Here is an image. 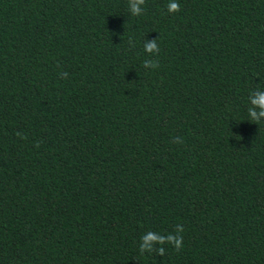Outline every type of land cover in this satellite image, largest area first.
<instances>
[{
	"label": "trees",
	"instance_id": "trees-1",
	"mask_svg": "<svg viewBox=\"0 0 264 264\" xmlns=\"http://www.w3.org/2000/svg\"><path fill=\"white\" fill-rule=\"evenodd\" d=\"M169 2L0 0V264H264V0Z\"/></svg>",
	"mask_w": 264,
	"mask_h": 264
},
{
	"label": "clouds",
	"instance_id": "clouds-1",
	"mask_svg": "<svg viewBox=\"0 0 264 264\" xmlns=\"http://www.w3.org/2000/svg\"><path fill=\"white\" fill-rule=\"evenodd\" d=\"M143 3H144V0H135V4L132 7L133 15H139V13H140L139 5H141ZM179 10H180V6L176 2V0H170L169 4L167 5V11L169 13H175V12H178ZM145 51H147V52L159 51V49L156 46V42L145 45ZM252 103L261 109L259 115L264 116V92H257L256 94H254V96L252 98ZM249 114L254 118L256 117V113L251 111V110H250ZM156 239L157 238L152 236V235L147 236L145 238V246H147L148 241H153ZM172 243L174 244V246L177 249H179L181 246V238H177ZM142 250H143V248H142ZM159 252L161 255H163V253H164L163 249H160Z\"/></svg>",
	"mask_w": 264,
	"mask_h": 264
}]
</instances>
